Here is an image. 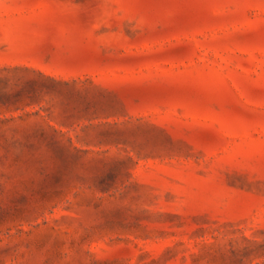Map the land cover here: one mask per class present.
<instances>
[{
    "label": "rangeland",
    "instance_id": "374dc122",
    "mask_svg": "<svg viewBox=\"0 0 264 264\" xmlns=\"http://www.w3.org/2000/svg\"><path fill=\"white\" fill-rule=\"evenodd\" d=\"M0 264H264V0H0Z\"/></svg>",
    "mask_w": 264,
    "mask_h": 264
}]
</instances>
